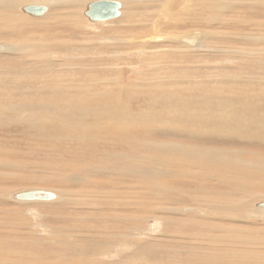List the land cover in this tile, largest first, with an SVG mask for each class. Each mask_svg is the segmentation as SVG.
Segmentation results:
<instances>
[{
	"label": "rangeland",
	"instance_id": "1",
	"mask_svg": "<svg viewBox=\"0 0 264 264\" xmlns=\"http://www.w3.org/2000/svg\"><path fill=\"white\" fill-rule=\"evenodd\" d=\"M28 1L31 2L32 0ZM52 1L55 3L49 4L48 13L42 17H34L25 13L22 10L24 4L21 5L19 12L25 15L28 19L27 22L24 24L21 22L18 26H6L4 31L2 30L3 28H0V45L11 46L10 50L0 51V223L4 224V226H0L2 235L10 229L11 234H15L19 239L29 240L34 245L38 244L37 250L40 255L42 253L39 250L41 248L39 245L50 250L61 251L66 248L65 245L55 241L46 242V239L48 241L50 239L54 240L53 233L56 234L58 231L63 233L65 226L71 224V214L84 223L103 226L105 223H102V221L99 222L100 224L98 223L99 214L97 212L102 214L103 211L113 210L98 204L100 200L103 203L111 200L109 196L105 197L107 191L110 193L116 190L118 192L120 190L125 191V196H118L121 203H126L130 199H137L136 194L138 193H135L137 190L134 188L128 189L129 185L134 184L133 182L136 180L134 178L131 180L130 177L123 179V176H118L119 173L123 172L121 170L120 172L118 171L123 166L121 165L122 159L120 155L117 156L118 160L116 159L117 161L115 160L113 165H109L108 170L97 168L92 170L91 174L89 173L88 175V179L91 180L90 185L85 186L81 182L70 180V174L76 171V169L71 168L73 161H75L72 151L82 150L86 146L83 145L81 148L82 141L77 142L76 139L67 135L74 129V131L79 130L82 134L84 132L88 133L91 138L99 141L95 136V129L99 130L102 122L97 121L98 117L94 115L98 114L95 112L102 111L99 109L100 105L94 112L92 111L91 102L89 104L85 97L88 96L90 98V96L95 95L88 94L87 88L83 90L85 92L83 93L77 90L79 87L76 85L77 87L68 88L70 90L59 94L56 88L59 86L57 83L61 82L62 78L67 79L73 76L72 78L77 81L78 79L85 80L89 76L94 81L95 79L97 80V82L91 81L92 87L97 90L96 98L103 95L112 97V100L123 102L127 100L128 109L145 117L144 120L149 121L150 126L153 125V132L145 134L149 141L166 143L175 141L218 149L237 147V149L244 150V155H242L244 162L248 164L252 163V161L261 162L264 166V129L262 130L260 127L253 129L254 134L252 130H246L247 132L239 130L241 135L243 133L240 138L232 136L231 132L228 133L230 136L221 137L206 133L199 137H192L189 133H185L186 131L174 133L173 131L164 132L159 129V125L172 119V114L183 111L182 106H187V108L188 105L193 106L192 102H200L198 101L199 99L208 98L211 101L219 98L230 99V101H234V106L237 108L241 106L239 101L247 102L252 98L259 104L264 105V59L261 62L260 56L253 53L252 50L257 46V42L250 38L252 32H257V22L262 21L264 23V0H222L224 2H237L240 5H238L239 8L236 11L228 10L222 13L221 16H216L215 14L211 16L209 12H205L202 4L207 0H191L190 2L181 0L184 4H181L182 2L180 1L179 4L175 5L173 8L174 14H167L163 18L160 13L164 28L159 33L164 37L167 35L183 36L185 33L192 31H207L210 33V36L206 38L210 47L206 49L193 47L192 50L184 51L182 44H178L179 42L174 43L168 37L169 41L160 43L165 46L163 50L169 49L173 52L161 50L160 52L164 53L165 56L156 51L161 47H149V44L144 45V47H149L143 53L144 55H141L138 50L140 49L139 44H142L141 41L144 39L141 31H144L145 27L140 25V23L143 21L146 24L145 21L158 19L159 17L157 11H159L161 5H159L157 0H120L124 4L121 16L93 25L83 14L86 2L91 0H81L79 4L71 0ZM258 1L260 4H258ZM251 3L256 7L250 5ZM259 8H263V10L258 13ZM72 9H75L77 13H72ZM132 13L135 16L134 20H130ZM212 13L214 12L212 11ZM260 13L262 14L261 16L258 15ZM155 15L157 16L155 17ZM57 17H67L70 20L76 18L81 23L82 28L79 27L78 30H73L66 18H61L65 21L59 23L56 20ZM233 22L240 23V27H235ZM168 24L171 26H168ZM151 25L149 24L145 28L148 30L157 28ZM158 27L160 28V26ZM232 33L236 34L233 38L236 43L233 48L228 42V37ZM42 43H52L54 45L44 48L45 50L43 51L40 46ZM33 45H35L34 48H32ZM228 47L236 50L231 51ZM54 54H58L59 57H54ZM143 56H145V59ZM261 56L264 58V53ZM102 78H108L110 80L109 83L104 85L100 83ZM62 88L64 87L62 86ZM95 89L89 90V93L91 91L94 93ZM104 92H106V95L103 94ZM184 95L186 96L184 97ZM248 97L250 100H247ZM168 100L172 103L170 106V103L168 105L166 103ZM105 101L103 99L100 104ZM85 103L89 105L86 106ZM213 104H211L210 109L215 111L218 107ZM226 109H229V107ZM159 115H162L163 118H159ZM70 117L77 118V121ZM44 120L45 122L43 123ZM59 121L62 122L59 123ZM48 122L53 125L50 126ZM63 123H69L71 127H73V124L82 125L81 128L87 125L90 127H88L89 130L85 127L84 131L80 130L81 128L75 129V127L71 128L70 131H62L61 128L55 126ZM91 128L93 129L91 130ZM117 152L122 153L124 151L117 150ZM152 159L151 163L155 161L154 158ZM161 179L169 190L175 192L176 189H179L178 191H187L193 195L198 193L196 192L197 189L203 186L204 189H211L212 186L214 188L219 187L216 182L210 183L209 181L201 180L193 174L178 175L174 176V178L163 176ZM30 187L54 190L60 194L62 193L61 196L66 198L67 202H70L64 205L63 202H60L61 199L59 200V197L50 202H19L12 198L11 194L14 191ZM81 190H86V193L91 194V196L79 193ZM9 193L10 198H8ZM156 193L145 194L142 198L147 205V209H144L143 213H136L135 209H133L135 205L129 204L130 202L127 203L126 208L121 210V206H117L110 212L119 215L120 212L127 211L133 217H144V221L139 223L140 225L142 224L140 231H129V233L142 234L145 240L144 245H142L144 240L141 243H132L134 249L131 246L129 248L125 247L124 249L116 250L117 253L113 255L110 254L108 257H103L101 254L104 251L102 243L104 244L108 240V236H102V238L105 237L103 240L100 239V236H94L96 238L89 237L82 243L86 251V257H84L87 258L88 255L89 259L92 260L91 257L94 255L102 264H125L128 261L130 264H162L157 261L168 259L166 257L172 254H178V252H175L177 248L174 247L173 250V247H171L172 249L168 250L170 251L169 254L164 255L165 248H168L161 245L162 240H164L163 237H165L163 234L164 229L166 230L165 233L170 234L171 242L168 244L189 245L190 242L182 238L179 231L180 233H191V231L193 233V230L187 229V227L183 229L184 227L181 228L179 222H174V220L181 218L180 216H183L184 213L179 215L178 212L167 211L164 214V210L161 207L169 204L166 203L165 199L156 196ZM170 197L168 195L166 199L170 201ZM250 197H248L249 199L245 205L247 217L250 214L248 220L230 221L228 219L209 218L207 221L213 223L215 221L218 224L225 223L264 228V218L259 217V215L251 216V204L254 206L253 202L264 201V188L255 191ZM95 200H98L96 204H94ZM82 202L93 205H88L90 207L84 206ZM94 213L98 214L97 217ZM161 216L164 218L159 219L161 220V225H158L157 229L152 230V222L154 219L157 220L156 218H161ZM129 222L127 223L128 225H134L133 221ZM159 228L162 230L160 235ZM116 232L118 233L120 230H116ZM126 233L125 231L124 234ZM122 234H116V238L118 240L123 239ZM147 234L150 235L149 238L146 237ZM253 234L258 238L262 237L256 232ZM262 235H264V231H262ZM129 237L126 240L129 239L128 241H130L135 238L132 235H129ZM97 238L101 240V243ZM88 242L91 243L88 244ZM252 242V244L247 243L253 249H248L246 246V250H243V256L246 255L244 256L245 258L249 254L248 261H251V256L257 254L258 251L264 253V244L258 245L262 243L261 240L254 239ZM94 243L101 244L99 248L100 254L97 253ZM147 244H153V247L151 248ZM136 247L138 250H136ZM123 255H127L128 260L119 262L118 259L122 258ZM185 259L183 256L180 260ZM248 263L251 264L250 262ZM254 264H258V262Z\"/></svg>",
	"mask_w": 264,
	"mask_h": 264
},
{
	"label": "bare ground",
	"instance_id": "2",
	"mask_svg": "<svg viewBox=\"0 0 264 264\" xmlns=\"http://www.w3.org/2000/svg\"><path fill=\"white\" fill-rule=\"evenodd\" d=\"M71 1L75 2L76 4H79L81 0H71ZM91 1H94V0H91ZM157 1L159 2V5H161V8L159 9V11H157V14L159 15L158 19H150L148 21H145L146 24H144L143 21L140 23V25H143L145 27H148L149 24H152L153 26L157 27L156 29L152 28V30L151 29L148 30L144 27V31H141L142 38L144 37V39L141 41L142 44H139L140 49H138L140 51L138 52L141 53V55H144L143 53L147 50V48L151 46L161 47L156 50L157 53L158 51L160 52L161 50L162 51L164 50L172 51L169 49L163 50V47L165 46L162 43H160V42L165 43L169 41L168 37L171 38L174 41V43L179 42L178 44H182L183 46L182 48L184 49V51L192 50L193 47L195 48L203 47L204 49L210 47L206 39L210 36V33L207 31H192V32L185 33L183 36L167 35V36L162 37V34L159 33V31L164 28L161 22V19H162L161 16L165 18L167 14L168 15L170 13L174 14L175 11L173 8L175 7V5L179 4L181 0H157ZM183 1L190 2L191 0H183ZM183 1H181L182 2L181 4H184ZM28 2H29L28 0H0V20H1L0 28H3L2 29L3 31L6 28V26L7 27H9L10 25L18 26V24L21 22H23V24L27 22L28 19L25 17V15L19 12V7L21 5L24 4L23 6H25L29 4H43L49 7L50 6L49 4H53L52 2L54 1L52 0H32L31 1L32 3L31 2L28 3ZM89 2H86V3L88 4ZM221 2H224V1L207 0L206 2L202 4V6L205 9V12H209L211 16L212 14H215L216 16H219V15L221 16L222 13H224L225 11H228V10L236 11V9L239 8L238 5H240L239 3L233 2V1L232 2L227 1L224 3H221ZM87 4H85L86 7H87ZM258 4H260V2ZM250 5H253V4L251 3ZM123 7H124V4L121 10H123ZM253 7H256V6L253 5ZM258 10H259L258 13L262 12L263 8H259ZM48 11L44 15H46ZM212 11L214 13H212ZM71 12L77 13L75 9H72ZM160 13L162 14L161 16H160ZM258 15L261 16L262 14L260 13ZM42 16H38V17H42ZM156 16L157 15H155V17ZM134 17H135L134 14L131 15L130 20H134L133 19ZM61 18H66V20L69 22V25L73 27L72 28L73 30L74 29L78 30L79 27L82 28L81 23L76 18L70 20L69 17H68L69 19H67V17H60V18L57 17L56 18L57 22L62 23L65 21L64 19H61ZM112 19H115V18H111L106 21H109ZM106 21H102V22H106ZM98 23H101V22H98ZM98 23H92V25L98 24ZM175 23H173V25H175ZM257 24H258L257 32H252L250 38L253 39L255 42H257L256 43L257 46H255L254 50L252 51L254 54H257L260 56L259 58L262 62L264 59L261 56L264 53V23L262 21H259L257 22ZM158 26H160V28ZM168 26H171V25L168 24ZM234 26L240 27V23L236 22ZM225 36H229V35H225ZM235 36L236 34L232 33V35L228 37L229 39L228 42L231 44L230 46H232V48L235 46L234 44H236L233 39ZM147 44H149V47H144V45H147ZM35 45H33L32 48H34ZM51 45H54V44L42 43L40 44V46L43 48L41 50L44 51L45 50L44 48H48V46H51ZM2 46H4V50L11 49V46L9 45H2ZM167 48H170V47H167ZM232 48L230 47L229 49L231 51L236 50V49L232 50ZM160 54L165 56L164 53L162 52H160ZM54 57H59V55L54 54ZM143 58L145 59V56H143ZM72 77L67 78V79L62 78V81L57 83L59 86H57L56 90H58L59 94H63L64 91L70 90L68 88H73L74 86L78 85L79 88L77 90L85 93L83 90L87 88L86 90L88 91V94H93L95 96H90V98L87 96L89 99L87 97H85V99L88 101V103L91 102V104L90 103L89 104L92 105L93 112L100 105L99 109L102 112H95L98 114L94 116H97L98 118L96 120L102 123H101L99 130L95 129L96 131L95 136L97 140L99 139V141H96V139L91 138L88 133L84 132L82 134L79 130L74 131V129L73 131H70L71 128L73 127H75V129L76 128L80 129L82 125L80 126L77 124L76 125L73 124V127H71V124L69 123L55 125L61 128L62 131L63 130L70 131L69 134L67 135L68 137H71V138L73 137L74 139L77 140V142L82 141L80 145L81 148L83 145L86 146V148L83 147L82 150L79 149V150L72 151V156L75 157V161H73L71 168L76 169V171H73L70 174V178H71L70 180L81 182L85 186L90 185L91 180L88 179L89 173L92 172V170H95L96 168L108 170L109 165L110 164L113 165V163L117 159V156L120 155L122 159V163L121 162L120 163L123 166H121L122 168L119 169L118 171L120 172L121 170L123 172L121 174L119 173L118 176H123L124 177L123 179H127L128 177H130L131 180H133V178L136 180L135 181L136 183L133 182L134 184H130L128 187V189L129 188L136 189L137 191H135V193H138L136 194L137 199L135 198L132 200L131 199L128 200V202H130L129 204L135 205L133 208L135 209V212L143 213L144 212L143 210L147 209V205L145 204V201L142 199L145 196V194L147 195L152 192L154 193L157 192L156 196H158L159 198L165 199L166 203L169 204V205H165L166 207L165 206L161 207L164 210V214L167 211L168 212H178L179 215L180 213H184L183 216H180L181 218L174 220V222H179V225H181L180 227L181 228L184 227L183 229L187 227V229L193 230V233L192 231L191 233L184 232V231H183L184 233H180L179 231L180 236L184 239H187V241L190 242V243L188 242L189 245L188 244L182 245L178 243L173 245V244H168L171 242L169 238L170 234L169 233L167 234V232L165 233L166 230L163 228L164 229L163 234L165 237H163L164 240H162L161 245H164L169 248V249L165 248V250L163 249L164 255L169 254L170 251L168 250H171L172 249L171 247H173V250H174V247H176L177 249L175 252H178V254H174V255L172 254L173 256L170 255L172 257L170 256L166 257L168 259H160L157 261L158 263H162V264H249L248 262H250L251 264L252 263L254 264L258 262V264H264V253H260V251H258L257 254L251 256L252 258L251 261H248L249 254L246 258L244 257L246 255L243 256V252H244L243 250H246V246L248 249H253L251 248L252 247L251 245H248V243L249 244L253 243L252 240L253 241L254 239L258 241L261 240L262 243L258 245L264 244V235H262V231H264V228L261 229L259 227H245V226L225 224V223L218 224L215 221L214 223L207 221V219L209 218L210 219L218 218L221 220L228 219L230 221L231 220L232 221H237V220L245 221V220H248V218H250V214H249V217H247V213L245 212L246 211L245 205L248 199L251 198L250 195H252V193H254L255 191L259 189L264 188V166L262 165L261 162L252 161V163H249V164L244 162V158L242 156L244 155V150L237 149V147L218 149V148L209 147V146H201L197 144H184V143H179L175 141L167 142V143L149 141L148 138L145 136V134L149 132H153V125L150 126L149 121L147 122L144 120L145 117L141 116L140 114L138 115L136 113H133L130 109H128L127 100L124 102L112 100V97H105L103 95L100 97L98 96L96 98L97 90L94 87H92L93 84L91 83V81H94L92 78H89V76H87L88 78L87 77L86 79L84 78L85 80L78 79L76 81L75 78H72ZM109 81L110 80H108V78H102L101 82L100 81L99 82L104 85V84H108ZM94 82H97V80L95 79ZM61 85L64 88H62ZM89 86L90 88H88ZM92 89H95V92L93 93V91H91L89 93V90H92ZM103 94L106 95V92H104ZM185 96L186 95H184V97ZM191 96L193 97V95ZM103 99H105L106 101L100 104L101 101H103ZM247 100H250L249 97ZM198 101L200 102H197V103L192 102L193 106L188 105V108L187 106L181 105L182 106L181 108L183 111L175 112L174 114L171 115L172 119L168 120L167 122L163 124L161 121H159V123L162 124V125H159L157 123L159 125V129L163 130L164 132L173 131L174 133L186 131L185 133L187 134L189 133L192 137H199V136H202V134L209 133V134H214V135H218L221 137L230 136V134H232V136L234 135L238 138H240V136L241 137L243 136V133L241 135L240 133L241 131L239 130H245V132H247L246 130H252V133L254 134L253 129H256L258 127H260V129L262 130L264 129V105L259 104L252 98L250 101H247V102L239 101V104L241 106L237 108H235L234 106V101L233 100L230 101V99L224 100V99L219 98L217 100L211 101V99L207 98L203 100L199 99ZM166 103L168 105L170 103V100L166 101ZM213 103L218 107L216 108L215 111L210 109L211 104ZM89 104H86V106ZM171 104L172 103H170L169 106ZM173 104H177V103H173ZM53 105L55 106V104ZM227 105L229 109H226L228 108ZM58 108H61V107H58ZM71 113H73V111H71ZM71 115H74V114H71ZM159 118H163V116L159 115ZM74 120L77 121V118ZM74 120H71V121H74ZM85 121L88 122L87 120ZM44 122L45 120L43 121V123ZM60 122L62 121H59V123ZM85 127L88 129V127L90 126L87 125ZM84 128H81L80 130L84 131ZM92 129L93 128H91V130ZM134 129L136 130L133 131ZM229 132L231 133L228 134ZM248 136L250 137V135ZM117 150H123L124 152L118 153ZM152 158H154L155 161L151 163V160H153ZM98 159H100V161H98ZM102 159H105V160H102ZM190 174H193L195 177L201 180L209 181L210 183L214 181L217 183L219 187L214 188L212 186L211 189L209 187H208L209 189H206V188L204 189V186H203L200 189H197L196 192L198 193H195V195H193V194L188 193L187 191H178L179 189H176V191L173 192L172 190H169L163 184V181L161 179L163 176H171L174 178V176H178V175L184 176V175H190ZM30 188H34V187H30ZM45 189H48V188H45ZM79 193H84V195L91 196V194L86 193V190H81L79 191ZM171 193H175V194H171ZM61 194L60 193L58 194L59 200L61 199L60 202H63L64 205L68 204L70 201L67 202V199L61 196ZM125 194H126L125 191H122V190H120L119 192L116 190L112 193L107 191V193L105 194V197L109 196L111 200L104 201V203L101 202L100 200L98 204L106 208L113 209V210L115 209V207L121 206L120 209L122 210L126 208V205H128L127 204L128 202L126 201V203H121L118 196H123V195L125 196ZM168 195L169 197L170 195H172L170 199L168 198L170 201L166 199ZM116 197L118 198V200ZM8 198H10V193L8 194ZM95 201L96 202H94V204L98 202V200H95ZM263 202L262 201L256 202V203L253 202L254 206H252L251 204V208H252L251 216L255 217L256 215H259V217L264 218V203ZM82 204H84V206L86 205L88 206L91 203L89 204L86 202H82ZM113 210L103 211L102 214L101 212H97L99 214L98 223L102 221V223H105L103 226L84 223L83 221L78 220L71 214L70 215L71 224H67L65 226V229H64L65 231L64 232L62 231L63 233H61V231L60 232L58 231V233L56 234L53 233L54 240L50 239L48 241L46 239V242L51 243L55 241V242L65 245L66 248H63L61 251H58V250L56 251V250H50L49 248H43V246L39 245V247H41L39 248V250L41 251L42 255H40V253L37 250L38 244L34 245L29 240L19 239V237L15 236V234H11L10 229L8 230V232H5L4 235H2V229H0V264H102L99 260L96 259L94 255L91 257L92 260L89 259L88 255H87V258H85L86 251H85V248H83L82 243L85 242L87 238L94 237V236L96 237L100 236L101 237L100 239L102 240L103 238H105V237L102 238V236H106V237L108 236L107 237L108 240L104 244L102 243V247L104 251L101 254L103 255V257H108L110 256V254L113 255L114 253H117L116 250L124 249L125 247L129 248L131 246L134 249V246H132V243H135V244H137V242L141 243V241L144 240V236L138 233L136 234L129 233V231H132V230L140 231L142 229V224L140 225L139 223L143 222L145 218L140 217V216L133 217L132 215H130V213L128 214L127 211L126 212L122 211L120 212L119 215L110 213ZM94 214L97 217L98 214L96 213ZM162 218L163 217L161 216V218H156L157 220L154 219V221L152 222V230L157 229V226L161 225L160 224L161 220L159 219H162ZM73 220H75V222L72 223ZM129 221H133L134 225L132 224L131 226L130 224L128 225L127 223H130ZM0 226H4V224L0 223ZM160 228H159L160 230L159 235L162 232ZM116 230L118 231L120 230V232L117 233ZM125 231L127 232L126 234H124ZM254 232H256V234H260V236L262 237L259 236L260 238H258L255 234H253ZM47 233H49V231H47ZM116 234H122L123 239L121 238V240H118L116 238ZM129 235L134 236L135 237L134 240L132 239L130 241H128L129 239L126 240V238L129 237ZM151 235L153 236V234ZM111 236L112 238H110ZM149 236L150 235L147 234L146 237L149 238ZM100 239H99V242L101 243ZM110 239L111 241H109ZM144 242L145 240L143 241L142 245H144ZM90 243L88 242V244ZM100 243H97V244L94 243L95 249L97 248L96 250L97 253H99V248L101 246ZM153 244H150V245L147 244V245H149L152 248ZM137 247H136V250H138ZM140 247H143V246H140ZM93 254L95 253L93 252ZM127 255H123L122 258L118 259V261L125 262L126 259L128 260ZM183 256L186 259L180 260Z\"/></svg>",
	"mask_w": 264,
	"mask_h": 264
},
{
	"label": "water",
	"instance_id": "3",
	"mask_svg": "<svg viewBox=\"0 0 264 264\" xmlns=\"http://www.w3.org/2000/svg\"><path fill=\"white\" fill-rule=\"evenodd\" d=\"M123 2L120 0H94L87 4L84 15L91 23L106 21L111 18L121 16ZM22 10L32 16H42L49 7L43 4H29L22 7ZM4 50V46L0 45V51ZM12 198L19 202L28 201H54L58 198V193L54 190L34 187L18 190L12 193ZM264 203V202H263Z\"/></svg>",
	"mask_w": 264,
	"mask_h": 264
}]
</instances>
